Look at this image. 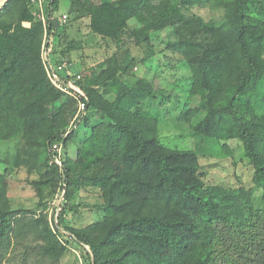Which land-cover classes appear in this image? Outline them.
Here are the masks:
<instances>
[{"label": "trees", "instance_id": "16d2710c", "mask_svg": "<svg viewBox=\"0 0 264 264\" xmlns=\"http://www.w3.org/2000/svg\"><path fill=\"white\" fill-rule=\"evenodd\" d=\"M42 1L40 7L33 0H10L0 13V142L22 138L39 157L35 187L41 200L45 190L53 198L65 186V194L57 224L44 212L18 216L4 170L0 264L14 244L25 262L46 264H59L70 244L89 264H264V0H70L82 13L77 18L89 15L92 33L103 40L122 44L127 35L149 46L151 32L169 31L167 49L190 73L180 120L201 116L191 136L219 155L231 156L228 142H241L254 170L251 190L207 185L197 150L161 142L159 111L149 110L153 84L133 78L135 59L128 51L112 61L114 73L78 83L88 96L87 113L64 138L77 102L50 81L42 47L50 38L48 58L58 70L65 61L74 64L75 44L67 42L69 21L54 16L60 0ZM209 2L224 9L221 21L186 11ZM91 112L100 119L77 147L76 159L52 163L53 145L74 141ZM0 164L6 161L0 158ZM87 185L102 191L106 214L102 222L76 229L65 216L81 207L77 190Z\"/></svg>", "mask_w": 264, "mask_h": 264}, {"label": "rangeland", "instance_id": "374dc122", "mask_svg": "<svg viewBox=\"0 0 264 264\" xmlns=\"http://www.w3.org/2000/svg\"><path fill=\"white\" fill-rule=\"evenodd\" d=\"M86 1L90 3L93 0ZM82 11L84 10L82 9ZM186 11L205 21H221L224 18V9L216 8L210 2L193 6ZM63 14L69 16L68 25L70 27L67 42L73 41L75 44V50L71 52L70 60L74 63L76 70L82 74L83 80L99 73L106 75L114 73L115 62L112 61L122 60L128 51L130 57L135 59V66L131 74L133 78L143 79L153 84L154 98L149 102V110L152 113L159 111L161 142L170 148L197 150L199 152L200 176L207 185L243 186L247 190L254 189V170L244 154L241 142L237 139L229 141L228 145L232 149V155H219L206 142L191 136L193 127L201 119V116L194 118L191 123H184L180 120L189 97L190 73L183 66L182 58L167 49V42L172 41L169 31L151 32L149 46L138 45L127 35L123 38L124 43L117 44L93 34L90 28L91 17L84 15L77 18L78 14L82 15V13L81 11L77 12L75 7L73 8L70 0H60L54 16L59 18ZM75 63L79 65L76 66ZM195 106L197 104L193 102L192 107ZM89 114L90 121L87 128L82 130L84 125L82 123L77 138L68 146L63 147L62 162L68 157L76 159L77 147L88 136L91 126L100 119L99 113L91 112ZM0 158L6 161L5 165L0 164V175L4 173L5 169L8 170L6 175L7 196L11 208L18 213V216L28 218H33L44 212L49 221L54 220L57 224L65 186L57 188L58 191L53 198L48 196V192L45 190V199H40L35 183L40 180L42 162L31 149L27 148V144L22 138L0 142ZM77 193L76 203L81 204V207L77 211H68L65 223L70 227L81 229L102 222L106 213L100 188L87 185L79 187ZM66 238L71 241L69 234ZM69 246V250L59 264H89V259L81 249L72 244ZM13 247V252L7 256L3 264H46V262L38 263L31 259L25 262L20 247L15 244ZM87 248L90 251V248Z\"/></svg>", "mask_w": 264, "mask_h": 264}, {"label": "built area", "instance_id": "2783aa9c", "mask_svg": "<svg viewBox=\"0 0 264 264\" xmlns=\"http://www.w3.org/2000/svg\"><path fill=\"white\" fill-rule=\"evenodd\" d=\"M34 3H38L40 7H42V0H33ZM69 20V16L67 14H63L61 16V21L63 24H66ZM42 21L45 23L44 16L42 15ZM24 26L29 27V23H24ZM50 43V38H45L44 44L42 47V57L46 66V71L48 73V77L52 84L62 92L66 93L70 97H72L77 102V113L73 119V122L67 131V133L64 135V138H66L69 133L72 131V129L77 128L79 123L82 121V119L85 117L87 113V106H88V96L85 93V91L78 85L80 81L83 80V76L81 73H78L73 78H67L66 80L61 76L62 72H68L69 70L74 71V66L70 64L69 62H64L57 70L54 68L53 64L50 62L48 58V49L46 48V45ZM137 70V68H135ZM66 78V77H65ZM64 145L62 143H56L52 147L53 152V160L52 163H56L59 166H62V151H63ZM87 248V247H86ZM88 249V248H87Z\"/></svg>", "mask_w": 264, "mask_h": 264}, {"label": "water", "instance_id": "95a60500", "mask_svg": "<svg viewBox=\"0 0 264 264\" xmlns=\"http://www.w3.org/2000/svg\"><path fill=\"white\" fill-rule=\"evenodd\" d=\"M10 0H0V13L3 7L9 2Z\"/></svg>", "mask_w": 264, "mask_h": 264}, {"label": "crops", "instance_id": "0c3cea01", "mask_svg": "<svg viewBox=\"0 0 264 264\" xmlns=\"http://www.w3.org/2000/svg\"><path fill=\"white\" fill-rule=\"evenodd\" d=\"M58 56H57V54H55V56L53 57V63H55V62H57V60H58ZM76 64V66H78L79 64H77V63H75ZM74 66V65H73ZM79 67H81V66H79ZM74 70H76V68H75V66H74ZM77 71V70H76ZM64 74V73H63Z\"/></svg>", "mask_w": 264, "mask_h": 264}]
</instances>
